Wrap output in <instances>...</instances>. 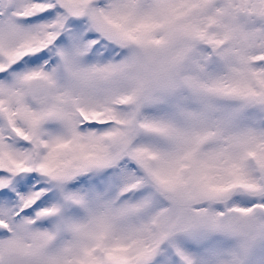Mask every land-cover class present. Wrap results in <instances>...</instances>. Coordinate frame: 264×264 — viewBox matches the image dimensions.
<instances>
[{
  "label": "snow or ice",
  "instance_id": "obj_1",
  "mask_svg": "<svg viewBox=\"0 0 264 264\" xmlns=\"http://www.w3.org/2000/svg\"><path fill=\"white\" fill-rule=\"evenodd\" d=\"M0 264H264V0H0Z\"/></svg>",
  "mask_w": 264,
  "mask_h": 264
}]
</instances>
